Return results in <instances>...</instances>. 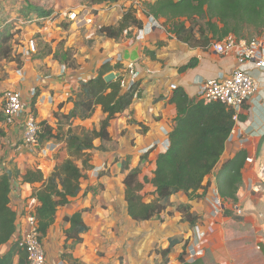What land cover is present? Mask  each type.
<instances>
[{"label":"crops","instance_id":"1","mask_svg":"<svg viewBox=\"0 0 264 264\" xmlns=\"http://www.w3.org/2000/svg\"><path fill=\"white\" fill-rule=\"evenodd\" d=\"M131 1L116 0L114 2L104 1L92 4L89 0H0V24H6L11 19H17L30 10L29 5H33L51 10L55 20L67 19L66 22H61L60 25L53 24L52 21L47 19V21L40 19L38 20V22L41 21L40 25H35L36 31L45 32L48 26H55V31H59L64 37L67 36L69 41H72V47L82 46L85 43L83 32L88 31V27H93L92 30L99 29L97 32L101 35L98 38V44H95L98 51H92L90 56L87 55L91 57L90 60L85 58L86 55L79 56L75 54L76 61L79 64V67L75 69L59 62L51 54L35 57L36 55L33 53L31 56L28 55L29 57L23 56L21 73L16 61L1 58L0 63H6V69L9 64L13 69H10L12 72L9 74L10 77L8 74L5 75V71L1 72L0 70V173L4 170L17 168L23 174L28 169L38 168L43 171L45 176H49L55 166L68 157L65 143L61 141L54 139L44 141L39 148L34 150L23 144L21 119L19 118L12 124L7 123L2 114L4 105L2 95L5 90H20L27 110H32L35 113L38 122L46 120L54 125L50 122L53 119L50 112L55 109L59 110V104L65 102L62 111L69 113L73 108V103L67 102V99L73 91L79 88L81 80L95 77L106 60L110 59L114 64L117 56L123 57L127 50L133 49L136 45L139 46L140 56L136 60V64L141 71L139 78L141 95L134 99L127 110L111 120L108 127L111 137L109 140L101 138L94 140V148L89 150L90 166L84 171L86 176L82 179L81 193L72 198L69 204L59 208L55 223L43 238L47 264H69L62 259L64 243L67 242L65 230L70 227V223L66 222L64 218L82 211L84 221L87 224L89 222V224L94 225V219L91 220L85 216L88 210L87 207H91L93 199L98 200L95 205V211L99 213L97 214L96 223L101 222L105 216L99 210L105 202L109 201V206L115 211L114 196L118 192L123 200L122 211L119 213L117 211L113 212L111 217L112 221H116L117 226L127 228L125 225L151 222L153 226L159 227L154 219L136 222L129 216L123 182L128 170H123V161L129 159L130 168L137 166L143 168L144 161L148 163L151 161L150 170L152 175H140L141 179H144V177L151 178L156 168L158 155L169 148L170 140L167 132L170 133L172 130L178 114L176 105L170 100L175 92L171 89V84H176L178 88L184 89L191 98H197L204 80L215 78L220 74L227 75L236 64V59L233 56H221L211 49L190 46L168 32L165 26H154L151 29H145L144 34L139 37H135L136 29L132 28L131 36L126 35L118 40L108 38L100 33L102 26L115 25L120 21L125 8L130 6ZM145 1L153 2L154 0ZM73 11L78 13V17L75 20H70L67 14ZM87 16L92 19V22L85 21L84 18ZM146 21L144 22L146 23ZM42 23L45 25H41ZM50 29L52 28L50 27ZM21 34L23 35L24 32H21ZM91 34L93 35L94 32L92 31ZM15 37H18V35H15ZM24 43H27V38ZM81 43L82 45H79ZM25 48L26 46H19L18 49L15 48V51L21 52ZM193 59L197 60L193 67L180 70V67L188 64ZM63 65H66V69H63ZM121 73L122 69H117L107 74L106 77L112 79ZM254 75L261 82L260 90L244 106L241 114H245L246 119L240 120L235 125V131L232 132L226 143L220 162L205 180L204 184L207 185L205 196L201 199L190 200L184 192H179L171 198V207L175 211H177L178 205L188 204L189 202L192 206L191 211H196L197 215H201V211L210 213L212 208L208 198V189L211 185H217L216 176L223 163L234 157L241 149H246L247 157L254 158L256 162L249 163L246 161L243 168L242 182V184L245 183V186H240L239 192L245 188L248 194H251L253 190L250 186L258 182L264 189V181L262 182L259 177V175H264L261 174L259 169V164H264V72L255 70ZM104 117L101 107H98L91 118L84 121L79 120V122L90 126L91 129L99 128ZM149 147H151L149 151L143 153V150ZM58 153L62 157H59ZM143 156L146 157L142 159ZM60 159L63 160L57 162ZM106 164L109 169L95 175V169ZM34 186H39V184L23 183L21 176L15 179L13 175L10 206L17 212V230L8 243L0 245V254L7 251L23 234L27 226L26 214L39 205V201L33 196ZM147 186H151V192L154 191L155 188L152 184L147 183L145 188ZM199 193L202 194L203 190H200ZM255 193L258 194V192ZM106 194H109L110 198H106ZM184 197L188 199V202L184 201ZM175 200L176 203H174ZM171 207H168L165 212L170 211ZM62 208L64 210L60 211ZM165 212L162 213L163 217ZM177 214L180 215V219L184 220L179 211H177ZM162 224L169 226V221H163ZM190 227L191 225L184 221L176 229H178V232L191 233ZM162 230L164 229L162 228ZM167 230L169 229L167 228ZM86 234L87 232L82 235L83 242L78 244L75 249H69V251L81 261L89 264V252L87 251V254L84 252L87 245ZM116 237L117 243L120 245L118 235ZM173 237L181 239L183 247L186 240L180 238L178 233L168 234L167 246L170 238ZM68 242L71 244V241ZM121 254L122 252L119 253V255Z\"/></svg>","mask_w":264,"mask_h":264},{"label":"trees","instance_id":"2","mask_svg":"<svg viewBox=\"0 0 264 264\" xmlns=\"http://www.w3.org/2000/svg\"><path fill=\"white\" fill-rule=\"evenodd\" d=\"M104 1L116 0H89L92 4ZM29 6L30 10L20 15L25 21L52 14L51 10ZM146 9L148 15L161 19L167 31L179 40L202 49H207L213 40H222L230 34L247 37L248 30L253 29L258 33L264 31V0H154L146 2ZM143 26V19L129 6L125 8L117 24L104 25L100 32L108 38L118 40L126 30L131 36V28ZM14 28L10 22L0 24V52L3 58L10 56L11 60L22 66V53H17L12 45L15 38ZM196 63L197 60L193 59L180 67V70L193 67ZM117 69H122L120 75L112 79L106 77ZM124 74L122 62L116 61L113 64L106 60L95 77L82 80L79 88L68 97L67 102L73 103L69 113L60 112L65 102L59 104V111L54 114L58 119L57 128L46 120L40 122L41 143L52 139L64 142L68 153V157L58 163L49 176H45L38 168L28 169L23 174L13 168L15 179L21 176L23 183L39 184L33 188V196L39 201L33 213L42 238L55 223L59 208L69 204L72 198L81 193L82 179L86 176L84 171L90 166L89 150L94 148V140H109L111 137L108 127L111 120L127 110L134 99L141 95L139 80L129 88L122 86ZM170 100L176 105L178 114L169 133V148L158 155L153 176L141 179L140 166L130 168L129 159L123 161V170H128L123 180L127 211L136 222L159 218L172 206V196L179 192H184L190 200L205 196L207 185L204 182L220 162L236 125L234 111L223 102H206L199 96L191 98L184 89L178 87ZM98 107H101L105 115L99 128L86 129L82 125H74L76 120L91 118ZM246 117L245 114L239 115L240 120ZM247 155L246 149H241L223 163L217 173V188L225 206L227 203L239 202L238 191L243 182ZM144 157L146 156L142 159ZM78 161L82 162V167ZM147 183L155 188L150 193V200L144 192ZM11 190L12 179L7 170H4L0 173V245L8 243L17 230V212L10 206ZM200 190H203L202 194L199 193ZM191 208V204L177 206L183 219L190 225H195L199 216ZM224 209L226 215L232 214L231 210ZM64 219L70 223L65 235L66 241H71L68 248L73 250L83 242L82 235L88 232L89 225L84 221L82 211ZM181 242L177 237L170 238L169 245L160 252L165 261H168V255ZM188 242L189 240L185 241L184 250L179 256L181 264H187L183 255ZM62 259L69 264H86L72 252H64ZM0 264H28L27 251L19 246L18 240L0 254Z\"/></svg>","mask_w":264,"mask_h":264},{"label":"rangeland","instance_id":"3","mask_svg":"<svg viewBox=\"0 0 264 264\" xmlns=\"http://www.w3.org/2000/svg\"><path fill=\"white\" fill-rule=\"evenodd\" d=\"M139 1L145 8L147 1ZM50 20H52L53 24L58 25H60L61 22L67 21V19L55 20L54 16ZM42 21L47 20L45 19ZM9 22L15 26L13 31L15 35H18V37L14 36L16 40L12 41L13 47L15 46L14 49L26 45H28L30 49L31 41L34 40L36 47L30 50L32 54L34 53L36 55L35 57L51 54L59 62L67 64L69 67L75 69L79 67L75 54L79 56L86 55L85 58L90 60L91 57L87 55L90 56L92 51H98L97 45L95 47V44H98V38H100L101 35L97 32L99 29H94V31L92 30L93 27H88V31L83 32V40H85V43L83 45L82 43L79 44L82 46L72 47V41H69L68 37H64L59 31H55V26H48L49 29L46 28L45 32H39L36 31L35 25H40L41 21L38 22L34 20L21 27L17 24L16 19H11ZM41 25L45 24L42 23ZM50 27L52 29H50ZM92 31L95 35L91 34ZM21 32H24V34L22 35ZM123 36H126V34ZM246 36L248 38L264 37V31L258 33L253 29L248 30ZM26 38L27 43H24ZM69 42H71V44H69ZM1 58L3 57L0 52V59ZM22 58L23 55L21 56V60ZM3 59L11 60L10 56L7 58L4 57ZM0 61H2V59ZM5 65L6 63H0V70L1 72L5 71V75L8 74L9 76V74L12 73L10 69L13 68H11V64H9L6 69ZM57 111L59 110L55 109L50 112L53 116L50 122L54 123L55 128L58 126V119L56 117L54 119V114ZM60 112L63 111L60 110ZM74 125H82L83 128L91 129L90 126L80 123L79 120L74 121ZM64 128L67 129V126L64 125ZM80 130L81 129H79V131ZM58 154L59 157H62L60 153ZM62 160L60 159L57 162ZM116 160H118V158H116ZM150 163L151 161H149V163L144 161L143 168H141V176L152 175ZM78 164L82 167L81 161H78ZM107 169H109L107 164L101 165L99 169H95V175ZM257 184H259V182ZM241 186H245V183ZM150 189L151 186H147L144 190V192L147 193V199L152 197L150 195ZM105 196L106 198H110L109 194ZM238 196H241L238 203L233 204L231 202L227 203L225 206L226 209L232 211L231 215H226L225 209L220 212V214H217L212 206L210 213L201 211L202 214H198L199 219L197 223L190 227L191 233L183 231L178 232L176 227L181 226L185 220L180 219V215L177 214L178 210L175 211L172 207L170 211L164 213V217L161 214L159 218L154 219V221H157L156 224L159 225V227L153 226L151 222L135 223V225L130 226L125 225L127 228L117 226L116 221H112L111 217L113 212L117 211V213H119L122 211L123 200L118 192L114 196V203L116 204L115 211L109 206V201H107V203L105 202L104 205H101V209L99 208L105 216L101 222L96 223L97 214L99 213L95 211V205L98 200L93 199L91 207H87L88 210L85 216L88 219H94L95 223L91 225L87 221L89 230L86 234L87 245L84 252L86 254L87 251L89 252V264H181L179 256L184 250L182 243L173 248L172 252L168 255V261H165L160 253L162 248L166 247L168 244V234L178 233L180 238L189 240L190 243L194 237L198 238L200 241L198 248H201L204 252L201 256L192 257L188 251V242L186 252L183 255L184 261L187 264H264V190H260L258 194L254 191L248 194L246 189L243 188L240 192L238 191ZM178 201H180V199H178ZM184 201L188 202V199L184 197ZM176 202L175 200L174 203ZM63 210V208L60 209V211ZM167 216L169 217L166 218ZM163 221H169V226L163 225ZM162 228L164 230H162ZM167 228L169 230H167ZM116 235L119 237L121 242L120 245L117 243L118 240ZM69 245V242L64 243L63 252H70L68 248ZM121 252L122 254L119 255Z\"/></svg>","mask_w":264,"mask_h":264},{"label":"built area","instance_id":"4","mask_svg":"<svg viewBox=\"0 0 264 264\" xmlns=\"http://www.w3.org/2000/svg\"><path fill=\"white\" fill-rule=\"evenodd\" d=\"M130 7L136 10V15L139 18L143 19V21L147 20L146 23L144 22L143 28H135V37L143 35L145 29H151L154 26H164L163 22L160 21L161 19H157L153 15H148L146 6L144 8L139 0H132ZM53 16L54 14H51L48 17L40 19L52 21L50 19H52ZM67 16L70 20H75V18L78 17V13L74 11L69 12ZM40 19L33 18L29 21H25L20 16L16 19V22L21 27L28 22L34 20L38 21ZM84 19L86 22H92L89 16ZM131 29L129 31H131ZM125 34L128 35V30L125 31ZM30 49H35L34 40L31 41ZM30 49L28 45H26L25 50L20 53H22L23 56H31L32 53ZM207 49H211L221 56H233L236 59V64L229 74H220L215 78L204 80L201 85L202 88L199 97L206 102L220 101L225 103L234 111L233 118L237 124L240 122L239 115L243 112L246 103L260 90L261 82L254 75V71L259 70L264 72V37L248 38L237 37L234 34H230L222 40H213ZM116 61L123 63L125 74L122 80V86L124 88H129L135 81L139 80L141 71L138 69L136 61H126L122 56H117L115 62ZM63 69H66V65H63ZM19 71L22 73V66L19 68ZM171 89H177V85L171 84ZM2 97L4 102L2 114L6 122L12 124L20 118L23 128V144L31 150L39 148L42 144L40 141L41 125L40 122L37 121L35 113L32 110H27L21 91L18 89H7L3 92ZM234 131L233 129L232 132ZM167 135L169 136L168 132ZM151 147L144 149L143 153L148 152ZM247 161L249 163L256 162L254 158L250 157H247ZM259 169L261 174H264V164H259ZM259 177L263 182L264 175H259ZM250 188L255 192L264 190L260 183L251 185ZM208 190L209 202L213 210L217 214H220V212L224 211L225 204L219 194L217 185H211ZM33 211L32 209L26 214L27 226L23 234L18 237L17 240L19 246L27 251L28 264H47V255L43 238ZM199 243L200 241L196 237L192 239L191 243L189 241L188 251L192 257L201 256L204 253L201 248H198Z\"/></svg>","mask_w":264,"mask_h":264},{"label":"water","instance_id":"5","mask_svg":"<svg viewBox=\"0 0 264 264\" xmlns=\"http://www.w3.org/2000/svg\"><path fill=\"white\" fill-rule=\"evenodd\" d=\"M139 46L136 45L134 46L133 49L131 50H127L125 52V54L123 55V59L126 60V61H136L138 58H139ZM7 173L9 175V177L12 179L13 178V170L12 169H8L7 170Z\"/></svg>","mask_w":264,"mask_h":264}]
</instances>
